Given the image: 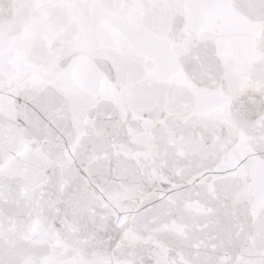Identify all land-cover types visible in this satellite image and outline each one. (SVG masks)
Returning <instances> with one entry per match:
<instances>
[{"label":"snow or ice","instance_id":"6c2138e0","mask_svg":"<svg viewBox=\"0 0 264 264\" xmlns=\"http://www.w3.org/2000/svg\"><path fill=\"white\" fill-rule=\"evenodd\" d=\"M0 264H264V0H0Z\"/></svg>","mask_w":264,"mask_h":264}]
</instances>
